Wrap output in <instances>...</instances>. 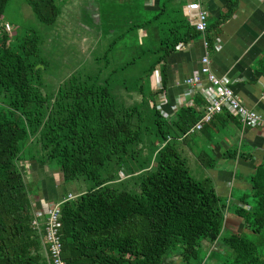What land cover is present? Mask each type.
<instances>
[{
  "label": "trees",
  "instance_id": "obj_1",
  "mask_svg": "<svg viewBox=\"0 0 264 264\" xmlns=\"http://www.w3.org/2000/svg\"><path fill=\"white\" fill-rule=\"evenodd\" d=\"M26 1L45 24L55 23L61 13L56 0ZM191 1L95 0L92 11L98 17L90 13L89 18L100 23L98 40L116 35L102 54H93L83 73L45 93L47 85L41 88L38 75L44 69L37 54L40 37L32 31L14 43L16 26L8 29L1 20L9 0H0V264H49L33 223L45 220L48 206L37 215L32 198L38 188L26 181L20 164L28 160L59 172L63 183L81 177L91 182L61 205L66 264H161L179 245L182 259L189 261L199 255L204 240L225 244L230 264H264V164L251 177L253 209L235 207L248 231L224 234L226 202L210 178L190 175L187 159L170 144L192 134L188 131L201 118L203 98L196 93L197 108L182 104L168 117L157 103L166 87L167 57L179 43L201 34L197 17L188 13ZM232 6L207 22L210 42L214 36L208 33L217 31ZM133 30L144 35L129 63L144 58L146 67L134 85L112 82L116 69L103 75L104 69ZM157 70L161 90L152 78ZM151 153L153 164L147 158Z\"/></svg>",
  "mask_w": 264,
  "mask_h": 264
},
{
  "label": "crops",
  "instance_id": "obj_2",
  "mask_svg": "<svg viewBox=\"0 0 264 264\" xmlns=\"http://www.w3.org/2000/svg\"><path fill=\"white\" fill-rule=\"evenodd\" d=\"M194 1H199L207 10L209 24L219 19L232 5L233 12L219 24L217 31L208 33V36H214L211 44H214L215 38L219 39V49L211 45L206 50L203 36L199 34L195 39L182 43L181 47L177 46L167 57L166 87L157 97V103L164 116H171L185 103L187 96L184 80L199 73L201 58L206 51L213 72L230 82L241 103L264 114V0L191 2ZM94 6L90 5V11L93 17L97 18V10L92 11ZM156 73L160 74L159 70ZM205 84L208 82L205 81ZM162 94H165L164 99L161 98ZM200 131L209 141L208 151L212 156L197 151L194 154L191 149L188 154L202 167L217 195L227 204L223 231H248L242 218L235 213V207L241 206L251 210L255 206L251 196V177L257 168L264 164V127L253 128L242 124L235 116L218 114L211 122L204 124ZM198 154H201L203 161L199 160ZM212 163L214 166L209 165ZM21 166L25 171L26 181H32L38 188L32 198L37 212H40L41 207L45 208L49 203L55 202V199L60 200L66 196L60 189L63 181L59 172H52L47 165L42 167L31 160L22 162ZM248 197L252 198L253 202H250ZM202 245L207 248L204 258L198 255L195 259L187 261L181 256H170L161 264H230L229 261L226 262V257H222L225 254L229 257L228 248L219 247L220 243L212 244L207 240H204Z\"/></svg>",
  "mask_w": 264,
  "mask_h": 264
},
{
  "label": "rangeland",
  "instance_id": "obj_3",
  "mask_svg": "<svg viewBox=\"0 0 264 264\" xmlns=\"http://www.w3.org/2000/svg\"><path fill=\"white\" fill-rule=\"evenodd\" d=\"M56 1L61 8V13L57 21L53 24L41 22L26 0H9L7 10L1 19L4 26L8 29H10L12 25L13 27L16 26L14 28V33H16L17 37H14V43L20 42L23 36L33 34L30 33L32 31L39 35L40 40L37 54L43 61L42 66L44 69H42L38 75L40 77L39 82L44 83L41 88L44 89L46 87L45 85H47V89L43 90L45 93L58 89V87L63 84V81L71 75L78 74L79 72L83 73L84 69L91 64L90 62L93 54H102L107 43L116 35V33L110 32L107 37H103L102 41L98 40V38L102 37L100 34L102 33L100 23L98 21H91L89 18V14L91 13L90 5H92V2L95 0ZM141 35H144L142 30L140 31V35L134 30L131 33L128 31L127 35L118 43V47L114 48L115 51L111 55L113 59L110 65L106 66L103 73V75H107L109 71L112 70L111 68L114 67L116 70L113 72L112 82H118V80L125 81L126 85H134V82H137L138 76L141 75L140 72L146 67L144 66L146 62L144 58H138L131 63L129 62L133 56L137 57L139 54V49H135V45L138 44L137 42H140L139 39ZM146 39L147 38H145V40ZM152 78L155 82L154 75ZM137 98H140V96H137ZM131 100L132 99H130V102ZM208 143L209 141L200 130L192 132V134L183 141L178 138L170 139V144L176 146L181 155L187 159L189 173L197 180L204 179L206 175L197 161L193 158L191 159L188 150L191 149L194 154H196L197 151L205 152L207 155H210L211 152L208 151ZM146 152L147 151H145V153ZM139 155L143 159L146 158L144 152H139ZM210 156H212V154ZM147 158L151 160V164H153L155 154L151 153ZM20 164L22 165V163ZM121 177H124L123 173ZM90 184V181L81 177L70 183H61L60 189L66 194L68 191H71L76 197L84 192ZM133 184H135V181L130 185L131 189H134ZM34 188L33 185V190L35 191ZM248 198L250 202H253L252 198ZM54 201L58 200L55 199ZM45 209L46 207H41L40 212ZM231 232L232 231H225L224 234L228 235ZM219 247L227 248L223 243H220ZM181 251L182 247L179 245L169 251L164 259L170 256H181ZM206 253L207 248L202 245L199 250V257L204 258L207 255ZM222 257H226L227 259L228 255L225 254ZM192 259H195V257H192L191 260Z\"/></svg>",
  "mask_w": 264,
  "mask_h": 264
},
{
  "label": "built area",
  "instance_id": "obj_4",
  "mask_svg": "<svg viewBox=\"0 0 264 264\" xmlns=\"http://www.w3.org/2000/svg\"><path fill=\"white\" fill-rule=\"evenodd\" d=\"M188 13L197 17L196 28L203 36V43L207 50L211 45L215 49L220 48V41L215 38L214 44L209 41L206 36L208 13L199 1L190 2L187 5ZM182 46V43L178 45ZM157 72V71H156ZM205 81L208 84H205ZM156 88L162 89L163 84L160 74H155ZM185 94L187 99L184 104L198 107L194 101L196 93L200 94L204 100V104L198 109L202 112L200 120L190 128L188 133L200 130L205 123H209L213 117L223 111L229 112L232 116L244 124L253 128L264 127V114L257 110L249 109L241 103L235 95L230 82L226 78L216 75L211 67V60L208 51L201 58V67L198 74L190 76L184 80ZM165 98V94L161 95ZM264 100V97H263ZM75 198L73 193H68L62 199L49 203L47 207V216L43 222H39L38 218L33 221L41 234L44 251L49 264H66L62 258V239H61V205L67 200ZM41 212H37L40 216Z\"/></svg>",
  "mask_w": 264,
  "mask_h": 264
},
{
  "label": "clouds",
  "instance_id": "obj_5",
  "mask_svg": "<svg viewBox=\"0 0 264 264\" xmlns=\"http://www.w3.org/2000/svg\"><path fill=\"white\" fill-rule=\"evenodd\" d=\"M67 195H68V194H67ZM67 195H66V196H67Z\"/></svg>",
  "mask_w": 264,
  "mask_h": 264
}]
</instances>
